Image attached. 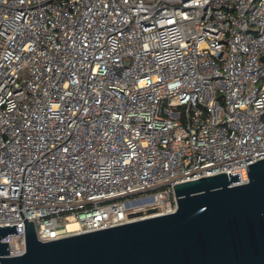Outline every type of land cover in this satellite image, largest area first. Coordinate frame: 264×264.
Returning a JSON list of instances; mask_svg holds the SVG:
<instances>
[{
    "label": "built area",
    "instance_id": "2783aa9c",
    "mask_svg": "<svg viewBox=\"0 0 264 264\" xmlns=\"http://www.w3.org/2000/svg\"><path fill=\"white\" fill-rule=\"evenodd\" d=\"M261 57L264 0H0L8 256L25 219L48 242L172 213L178 183L247 182L264 158Z\"/></svg>",
    "mask_w": 264,
    "mask_h": 264
},
{
    "label": "water",
    "instance_id": "95a60500",
    "mask_svg": "<svg viewBox=\"0 0 264 264\" xmlns=\"http://www.w3.org/2000/svg\"><path fill=\"white\" fill-rule=\"evenodd\" d=\"M247 166L240 185L229 173L173 185L165 215L48 242L25 219L24 253L9 257L0 242V264H264V158ZM15 233L1 226L0 240Z\"/></svg>",
    "mask_w": 264,
    "mask_h": 264
},
{
    "label": "bare ground",
    "instance_id": "6f19581e",
    "mask_svg": "<svg viewBox=\"0 0 264 264\" xmlns=\"http://www.w3.org/2000/svg\"><path fill=\"white\" fill-rule=\"evenodd\" d=\"M76 226L77 225L75 223H69L68 226H67V229L72 231V230H74L76 228Z\"/></svg>",
    "mask_w": 264,
    "mask_h": 264
},
{
    "label": "rangeland",
    "instance_id": "374dc122",
    "mask_svg": "<svg viewBox=\"0 0 264 264\" xmlns=\"http://www.w3.org/2000/svg\"><path fill=\"white\" fill-rule=\"evenodd\" d=\"M263 67H264V63H263ZM149 213L153 214V213H155V212H154V211H151V212H149ZM149 213H148V214H149Z\"/></svg>",
    "mask_w": 264,
    "mask_h": 264
}]
</instances>
